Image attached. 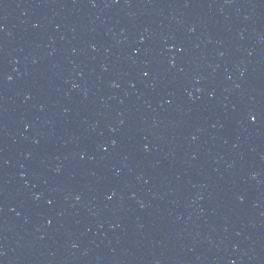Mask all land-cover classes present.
Here are the masks:
<instances>
[{"label": "water", "instance_id": "95a60500", "mask_svg": "<svg viewBox=\"0 0 264 264\" xmlns=\"http://www.w3.org/2000/svg\"><path fill=\"white\" fill-rule=\"evenodd\" d=\"M0 264H264V0H0Z\"/></svg>", "mask_w": 264, "mask_h": 264}]
</instances>
